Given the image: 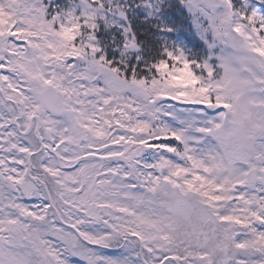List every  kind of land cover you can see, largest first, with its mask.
Listing matches in <instances>:
<instances>
[{
    "label": "snow or ice",
    "instance_id": "1",
    "mask_svg": "<svg viewBox=\"0 0 264 264\" xmlns=\"http://www.w3.org/2000/svg\"><path fill=\"white\" fill-rule=\"evenodd\" d=\"M182 3L221 47L218 63L165 49L138 76L99 54L104 0L79 13L0 0V264H264V120L231 170L215 144L154 126L161 99L200 105L214 118L197 131L213 139L233 108L226 82L264 115V14ZM130 32L125 53L139 48ZM145 150L162 154L146 163Z\"/></svg>",
    "mask_w": 264,
    "mask_h": 264
},
{
    "label": "trees",
    "instance_id": "2",
    "mask_svg": "<svg viewBox=\"0 0 264 264\" xmlns=\"http://www.w3.org/2000/svg\"><path fill=\"white\" fill-rule=\"evenodd\" d=\"M239 1L234 0L233 5L234 8L241 10L243 3ZM117 5L125 9L127 27L131 28L128 36L135 34L139 48L125 53L122 26L102 19L95 21L97 22L96 41L102 50L99 54L106 55L117 64L124 61L127 65L125 71L129 74L132 68L137 69L138 76L155 74V69L151 68V65L166 58L165 49L171 50L172 47L182 51L189 60L196 62L198 55L205 54L206 48L200 44L188 14L183 8L182 0H118V3L117 1L113 3L114 8ZM261 6L264 8V3ZM154 126L170 130L169 121L164 118L155 121ZM160 142L179 145L175 140L157 143ZM146 156V153L142 154L141 158L146 161Z\"/></svg>",
    "mask_w": 264,
    "mask_h": 264
},
{
    "label": "clouds",
    "instance_id": "3",
    "mask_svg": "<svg viewBox=\"0 0 264 264\" xmlns=\"http://www.w3.org/2000/svg\"><path fill=\"white\" fill-rule=\"evenodd\" d=\"M225 95L231 100L233 108L227 119L221 123V127L213 128L212 137L216 148L219 149L221 170H231L237 160L248 154L253 141V126L256 122L264 120V115L253 108L252 100L255 97L248 95L247 89L226 82ZM175 227L179 232L191 229L183 216H177Z\"/></svg>",
    "mask_w": 264,
    "mask_h": 264
},
{
    "label": "rangeland",
    "instance_id": "4",
    "mask_svg": "<svg viewBox=\"0 0 264 264\" xmlns=\"http://www.w3.org/2000/svg\"><path fill=\"white\" fill-rule=\"evenodd\" d=\"M46 1H51V0H45ZM118 3V0H104L105 3V9L101 10L98 14H97V19H102V21H110L111 23H115L116 21H121V26L123 29H125L127 27V23L125 18H121L118 15V12L115 11V8L113 6V3L116 2ZM261 4V0H258ZM234 3V0H233ZM261 4H258L257 1L254 0H249L248 2H246L245 4H243L242 9L241 10H257L259 14H264V8H261ZM109 7L113 8L112 12H109L107 9ZM122 10V6H119ZM183 8L186 10V13L188 14V17L192 23V26L196 32V34L198 35V37L201 40H207V39H211L213 40V37L210 33L208 34H204L202 32L201 29L197 28L196 24L194 23V18L191 12H189L187 6L183 3ZM77 13H79V11L82 10V0H78L74 6V9ZM240 10V9H238ZM103 17V18H102ZM96 19V20H97ZM125 34H123L124 37ZM129 35V34H128ZM221 54V47L219 45H217L216 47L211 48L210 50V56L212 59H217V56H219ZM170 102L172 103V108L171 111L168 110V117H169V128L170 131H181L183 132L185 138L187 139L189 144H192L195 146V141L196 140H200L202 145H203V150H208L209 148H211L214 144L215 141L214 139L210 138V137H206L201 135L200 132L195 131V126L193 124V122L197 125V127H202V126H206V122L208 120L213 119V115L211 113L209 114H204L202 113L201 109L203 108V106L200 105H194V104H190V103H184L181 101H173L170 100ZM158 102L156 104L155 107H158L160 109V113L163 112L164 110H166L165 108H162L161 106H157ZM182 105H187L188 107L186 108H181ZM166 110V111H167ZM168 119V118H166ZM187 125L190 126V128H187ZM183 128H187L192 134L186 132L185 130H183ZM197 128V129H198ZM199 135V136H197ZM182 148V145H181ZM154 150H145L142 154L144 153H148V158H149V162H154L155 159H157L161 154H154ZM153 153V154H151ZM147 163V162H146Z\"/></svg>",
    "mask_w": 264,
    "mask_h": 264
},
{
    "label": "bare ground",
    "instance_id": "5",
    "mask_svg": "<svg viewBox=\"0 0 264 264\" xmlns=\"http://www.w3.org/2000/svg\"><path fill=\"white\" fill-rule=\"evenodd\" d=\"M96 23H97V22H96ZM95 43L97 44L98 47H100L98 41H95Z\"/></svg>",
    "mask_w": 264,
    "mask_h": 264
}]
</instances>
